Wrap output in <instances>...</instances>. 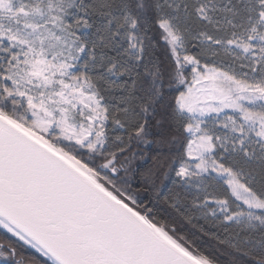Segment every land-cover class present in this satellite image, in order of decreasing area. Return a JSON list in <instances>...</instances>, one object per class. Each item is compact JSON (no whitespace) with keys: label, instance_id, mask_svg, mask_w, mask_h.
<instances>
[{"label":"snow or ice","instance_id":"obj_1","mask_svg":"<svg viewBox=\"0 0 264 264\" xmlns=\"http://www.w3.org/2000/svg\"><path fill=\"white\" fill-rule=\"evenodd\" d=\"M0 264H264V0H0Z\"/></svg>","mask_w":264,"mask_h":264}]
</instances>
